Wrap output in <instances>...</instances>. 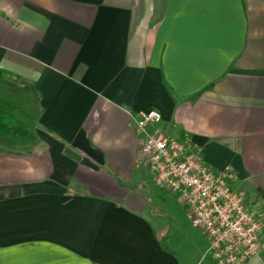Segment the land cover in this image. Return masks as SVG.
<instances>
[{
  "label": "crops",
  "instance_id": "0c3cea01",
  "mask_svg": "<svg viewBox=\"0 0 264 264\" xmlns=\"http://www.w3.org/2000/svg\"><path fill=\"white\" fill-rule=\"evenodd\" d=\"M0 102L34 134H0V264H217L139 164L153 108L264 210V0H0Z\"/></svg>",
  "mask_w": 264,
  "mask_h": 264
},
{
  "label": "built area",
  "instance_id": "2783aa9c",
  "mask_svg": "<svg viewBox=\"0 0 264 264\" xmlns=\"http://www.w3.org/2000/svg\"><path fill=\"white\" fill-rule=\"evenodd\" d=\"M162 121L155 108L137 114L139 164L150 170L158 187L181 200L193 227L206 237L203 259L210 254L217 264H247L263 247L264 210L234 185L231 172L212 170L190 141L165 134Z\"/></svg>",
  "mask_w": 264,
  "mask_h": 264
},
{
  "label": "rangeland",
  "instance_id": "374dc122",
  "mask_svg": "<svg viewBox=\"0 0 264 264\" xmlns=\"http://www.w3.org/2000/svg\"><path fill=\"white\" fill-rule=\"evenodd\" d=\"M165 209L166 213L164 216L169 224L168 228L173 237L178 236V232L179 235L183 232L198 234L189 220L187 211L182 207L181 201L178 198L174 197Z\"/></svg>",
  "mask_w": 264,
  "mask_h": 264
},
{
  "label": "trees",
  "instance_id": "16d2710c",
  "mask_svg": "<svg viewBox=\"0 0 264 264\" xmlns=\"http://www.w3.org/2000/svg\"><path fill=\"white\" fill-rule=\"evenodd\" d=\"M2 106L9 109H16L13 105L0 102ZM0 134H5L11 138H19L28 136L29 140H34L32 131H26L21 127L15 126V119L9 114L0 113Z\"/></svg>",
  "mask_w": 264,
  "mask_h": 264
},
{
  "label": "water",
  "instance_id": "95a60500",
  "mask_svg": "<svg viewBox=\"0 0 264 264\" xmlns=\"http://www.w3.org/2000/svg\"><path fill=\"white\" fill-rule=\"evenodd\" d=\"M64 153L77 162L81 160V155L75 149L69 146L65 148Z\"/></svg>",
  "mask_w": 264,
  "mask_h": 264
}]
</instances>
